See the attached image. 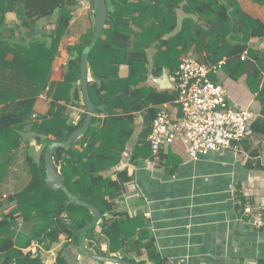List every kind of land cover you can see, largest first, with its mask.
I'll list each match as a JSON object with an SVG mask.
<instances>
[{
    "label": "trees",
    "instance_id": "trees-1",
    "mask_svg": "<svg viewBox=\"0 0 264 264\" xmlns=\"http://www.w3.org/2000/svg\"><path fill=\"white\" fill-rule=\"evenodd\" d=\"M254 2L264 5V0ZM106 4L108 19L101 38L90 52L88 67L95 79L94 83L89 82L91 99L96 106L95 115L105 114L107 117L95 116L88 132L69 148L58 149L53 160L68 192L101 211L100 223L88 230L84 238L94 241L98 250L93 244L89 248L103 256L123 254V260L138 264L129 254L145 249L152 259L155 242L146 230L145 221L116 212V202L131 181L128 173L119 172L116 180L106 177L105 173L117 167L125 156L134 136V112L146 110L147 116L132 161L140 158L137 149L147 155L153 153L148 137L158 113L156 107L176 98L175 92L151 91L146 94L143 88H133L147 79L149 60L145 49L150 47V42L145 41L142 34L158 30L153 40L171 52L172 39L165 41L162 38L176 28L177 22H174L168 30L165 29L169 17H176L177 10L182 8L186 14L206 21L210 33L224 44L220 48L219 41H212V46H217L216 52H229L226 67L234 70L232 76L235 79L247 72L250 81L259 83L264 73V50L255 49L257 43L251 45L250 41L264 40V24L244 13L234 0H106ZM19 6L31 20L57 14L55 31L30 42L6 39L5 16ZM79 6V0H0V186L4 169L12 168L13 155L20 149L23 133L28 127L42 145L39 160L29 159L31 180L27 187L14 195L0 194V264H42L40 254L35 255L32 251L36 244L38 250L47 251L62 239L66 240V247L80 246L82 228L94 219L90 209L71 204L67 193L47 185L44 157L49 144L66 142L86 122L87 114H84L76 123L70 117L68 107L78 105L76 102L80 101L81 56L91 43L94 30L79 45L68 48L67 72L61 82L50 85V111L33 121L35 105L49 84L52 65ZM151 8L154 9V20L143 28L142 33H135L134 26L141 27L142 21L144 24L146 19H151L152 12L147 14ZM182 31L175 39L181 38ZM10 56L12 60L8 59ZM171 57L170 54L168 58L171 60ZM221 58L213 62L218 65ZM164 59L160 51L157 60ZM124 65L129 67L130 75L122 80L119 71ZM161 73L162 69L157 71V75ZM258 99L262 104V117L252 124L250 138L264 136V86ZM84 107L87 109L85 101ZM255 168L264 170L259 160ZM242 202L246 203V200L243 198ZM98 227L100 233H96ZM103 243L108 246L106 253L101 248ZM29 246L28 251L19 249ZM56 264H67L63 253L58 256Z\"/></svg>",
    "mask_w": 264,
    "mask_h": 264
},
{
    "label": "crops",
    "instance_id": "crops-1",
    "mask_svg": "<svg viewBox=\"0 0 264 264\" xmlns=\"http://www.w3.org/2000/svg\"><path fill=\"white\" fill-rule=\"evenodd\" d=\"M79 1L80 6L73 13L68 33L63 38L59 54L52 65L49 84L35 105L34 122L38 116H46L50 111L52 101V97L48 95L50 85L61 82L67 72L70 60L68 48L79 45L82 39L95 29L94 7L87 0ZM234 2L248 16L264 24V5L255 3L254 0ZM151 12V19H146L144 24L142 21L141 27H133L135 33H142L143 28L154 20L153 8L147 14ZM57 17L56 14L42 20H31L27 18L24 8L19 6L15 12H9L5 16L4 37L11 40L15 38L14 40L18 42L39 39L44 34L55 31ZM174 22H177L176 28L162 38L165 41L172 39L171 52L153 40L158 30L142 34L144 40L150 42V47L145 49L149 60L146 68L147 79L133 88H143L146 94L151 91L172 93L173 91L159 89L153 78L162 77L165 70L171 75L178 69L181 59L190 55L208 65L221 64L209 76L210 80L226 89L230 102L249 107L256 116L255 122L261 118L262 104L258 96L264 86V73L259 83L250 81V73L247 72L235 79L232 76L234 70L226 67L229 52L226 50L216 52L217 46H212V41L220 42V39L210 33L206 21L196 15L186 14L180 8L176 12V17L173 15L169 17L165 29L168 30ZM182 29L181 38L175 39ZM254 43H257L255 49L264 50V40L252 39L250 44ZM223 46L221 42L218 44L220 48ZM160 51L165 59L158 62L157 56ZM170 54L171 60L168 58ZM220 56L222 58L217 65L213 61ZM12 58L10 56L8 59ZM161 69L162 73L159 76L157 71ZM129 75V67L121 66L120 79L125 80ZM93 77L89 69L90 83L95 82ZM78 87L81 91V80ZM76 103L78 105L68 107V113L77 123L84 114H87L82 91L80 101ZM160 106L156 107L157 112ZM133 115L134 136L128 144L125 156L117 167L105 173L106 177L113 180L117 179L119 172L128 173L131 181L126 184L122 197L116 202V212L145 221L146 230L155 242V254L152 259L145 249L132 252L129 257L135 259L138 264H264V230H254L249 216L245 213L247 207L257 209L264 201V170L255 168L258 160L264 167V136L253 135L241 144L238 151L229 150L213 154L199 162H191L188 159L187 150L179 140L163 148V155H160L162 158L157 161L154 160L153 153L147 155L141 149H137L140 158L132 161L139 135L145 129L147 111L134 112ZM95 116L100 119L107 117L105 114ZM76 148L80 149V146ZM19 150L22 154L16 157ZM19 150L13 156L17 160L21 159L23 163L32 157L40 158L42 145L35 139L31 127L23 133ZM13 165L19 166L18 162ZM15 166H12L7 171V176L3 178L0 186L2 195L17 194L27 187L31 180L30 169L24 171ZM243 198L246 203L242 202ZM100 231L101 228L98 227L96 233ZM83 242L88 246L93 244L98 250L94 241L84 239ZM65 244L66 240L62 239L48 251L41 248L38 250L39 245L36 244L32 251L35 255L40 254L42 264H56L61 253L64 254L67 264H101L82 254L74 245L66 247ZM107 247L104 243L101 246L104 253ZM30 248L31 246L19 249L28 251ZM91 250L97 254L96 250ZM122 255L111 256L122 258Z\"/></svg>",
    "mask_w": 264,
    "mask_h": 264
},
{
    "label": "built area",
    "instance_id": "built-area-1",
    "mask_svg": "<svg viewBox=\"0 0 264 264\" xmlns=\"http://www.w3.org/2000/svg\"><path fill=\"white\" fill-rule=\"evenodd\" d=\"M220 66L186 55L170 75L176 98L159 107L148 137L155 161L163 148L178 140L185 146L188 159L199 162L213 154L238 151L250 137L256 116L249 107L230 102L226 89L209 78ZM245 213L254 230H264V201L257 209L247 207Z\"/></svg>",
    "mask_w": 264,
    "mask_h": 264
},
{
    "label": "water",
    "instance_id": "water-1",
    "mask_svg": "<svg viewBox=\"0 0 264 264\" xmlns=\"http://www.w3.org/2000/svg\"><path fill=\"white\" fill-rule=\"evenodd\" d=\"M93 3V7L96 12V20H95V29L93 32L91 43L83 50L81 56V91L85 101V105L87 108V119L84 126L74 132L66 142H53L49 144L45 150V162H46V183L49 187L54 190H62L67 193L70 203L83 206L90 209L94 214V219L84 226L81 230L82 239L84 240L85 234L88 230H91L95 226H97L101 221V211L94 207L89 203H83L77 199H75L66 189L64 180L62 175L59 171L56 170L53 155L58 149H66L69 148L76 140L84 136L95 117L96 106L93 103L89 91V67H88V60L91 50L95 47L98 40L101 38L105 24L108 19V7L106 4V0H89ZM154 83L156 86L164 91H173L175 89L174 84L170 80V74L167 70L164 71L162 77L160 78H153ZM78 250L93 260L102 263H112V264H131L120 257L115 256H103L94 253L88 245L84 242L81 243L80 246H77Z\"/></svg>",
    "mask_w": 264,
    "mask_h": 264
},
{
    "label": "rangeland",
    "instance_id": "rangeland-1",
    "mask_svg": "<svg viewBox=\"0 0 264 264\" xmlns=\"http://www.w3.org/2000/svg\"><path fill=\"white\" fill-rule=\"evenodd\" d=\"M212 73H214V72H212ZM211 73V74H212ZM210 74V75H211ZM18 151V150H17ZM42 153V152H41ZM22 154V152L19 150L18 151V153H17V156L16 157H19L20 155ZM29 154H31V152L29 151ZM32 155V154H31ZM30 155V156H31ZM32 160H35V161H38L39 159L38 158H34V157H32ZM17 162H18V165L19 166H15V165H13V164H17ZM30 160L29 161H26V163H23V161L21 160V159H18L17 160V158L15 159V157L12 159V164H11V167L12 166H15V168H17V169H22V170H24V169H31V167H30ZM11 169V168H10ZM9 169H4V177H6L7 176V171H8ZM24 171H26V170H24ZM27 175V174H26ZM8 195V194H7ZM111 264V263H110Z\"/></svg>",
    "mask_w": 264,
    "mask_h": 264
}]
</instances>
